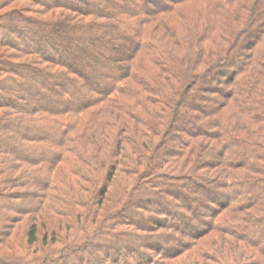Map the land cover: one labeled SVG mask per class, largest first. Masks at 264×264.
Listing matches in <instances>:
<instances>
[{
	"label": "trees",
	"instance_id": "obj_1",
	"mask_svg": "<svg viewBox=\"0 0 264 264\" xmlns=\"http://www.w3.org/2000/svg\"><path fill=\"white\" fill-rule=\"evenodd\" d=\"M0 264H264V0H0Z\"/></svg>",
	"mask_w": 264,
	"mask_h": 264
},
{
	"label": "rangeland",
	"instance_id": "obj_2",
	"mask_svg": "<svg viewBox=\"0 0 264 264\" xmlns=\"http://www.w3.org/2000/svg\"><path fill=\"white\" fill-rule=\"evenodd\" d=\"M27 229V222L25 223H19L16 228H15V234L20 236V239L23 241L24 240V234H25V230ZM17 241H19V239H17ZM19 243V242H18Z\"/></svg>",
	"mask_w": 264,
	"mask_h": 264
}]
</instances>
